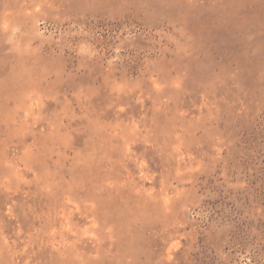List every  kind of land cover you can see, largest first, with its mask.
I'll return each mask as SVG.
<instances>
[{"label":"rangeland","instance_id":"374dc122","mask_svg":"<svg viewBox=\"0 0 264 264\" xmlns=\"http://www.w3.org/2000/svg\"><path fill=\"white\" fill-rule=\"evenodd\" d=\"M0 264H264V0H0Z\"/></svg>","mask_w":264,"mask_h":264}]
</instances>
